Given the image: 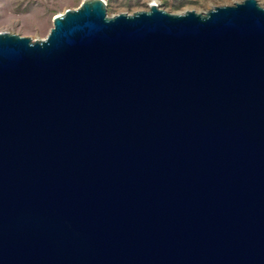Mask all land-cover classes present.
I'll return each mask as SVG.
<instances>
[{
    "label": "water",
    "instance_id": "water-1",
    "mask_svg": "<svg viewBox=\"0 0 264 264\" xmlns=\"http://www.w3.org/2000/svg\"><path fill=\"white\" fill-rule=\"evenodd\" d=\"M0 264H264L258 0L0 32Z\"/></svg>",
    "mask_w": 264,
    "mask_h": 264
},
{
    "label": "rangeland",
    "instance_id": "rangeland-1",
    "mask_svg": "<svg viewBox=\"0 0 264 264\" xmlns=\"http://www.w3.org/2000/svg\"><path fill=\"white\" fill-rule=\"evenodd\" d=\"M88 0H0V32L19 34L35 40L45 39L53 28L55 16L77 9ZM108 16L148 11L154 0H103ZM243 0H158V7L169 13L185 11L206 13L217 6ZM264 7V0H258Z\"/></svg>",
    "mask_w": 264,
    "mask_h": 264
},
{
    "label": "bare ground",
    "instance_id": "bare-ground-1",
    "mask_svg": "<svg viewBox=\"0 0 264 264\" xmlns=\"http://www.w3.org/2000/svg\"><path fill=\"white\" fill-rule=\"evenodd\" d=\"M151 5H157L158 6V0H154Z\"/></svg>",
    "mask_w": 264,
    "mask_h": 264
}]
</instances>
